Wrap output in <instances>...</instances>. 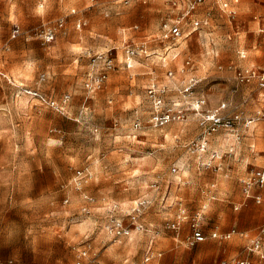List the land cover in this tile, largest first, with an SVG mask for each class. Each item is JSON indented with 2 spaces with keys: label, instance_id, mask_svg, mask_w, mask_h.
<instances>
[{
  "label": "rangeland",
  "instance_id": "obj_1",
  "mask_svg": "<svg viewBox=\"0 0 264 264\" xmlns=\"http://www.w3.org/2000/svg\"><path fill=\"white\" fill-rule=\"evenodd\" d=\"M172 1L47 0L42 8V0H0V262L264 264L249 251L264 226V203L244 192V182L264 168V90L234 88L235 67L264 66V37L255 22L264 18V0H229L234 18L207 0L198 15L210 12V25L193 32L175 61L160 38L162 25L178 15ZM60 19L65 30L45 43L43 25ZM16 24L20 35L13 38ZM144 42L148 53L149 46L157 53L131 59L128 68L126 48ZM109 51L114 68L95 90L92 76ZM193 77L199 80L193 92L209 106L228 101L244 119L261 118L234 136L221 130L201 158L189 148L201 134L194 116L163 128L148 124L147 87L166 86L168 102H186L183 90ZM25 88L70 100L58 110ZM180 208L186 214L177 232L168 222ZM198 212L207 234L235 229L246 237L189 246ZM120 222L130 235L117 234ZM150 247L155 258L145 263Z\"/></svg>",
  "mask_w": 264,
  "mask_h": 264
},
{
  "label": "built area",
  "instance_id": "obj_2",
  "mask_svg": "<svg viewBox=\"0 0 264 264\" xmlns=\"http://www.w3.org/2000/svg\"><path fill=\"white\" fill-rule=\"evenodd\" d=\"M125 5H129L132 0H120ZM207 0H173L172 4L174 8L178 11V15L175 20L172 22H165L161 27L160 38L162 40H168L173 44H176L179 39L190 36L193 32L197 31L203 26L210 25V12H206L204 17L195 23H191L194 17L198 14L200 7L206 3ZM220 5L222 10H224L230 17L234 18L236 12L231 9L229 0H216ZM191 24L193 30L186 31L185 25ZM81 27V24L78 26ZM65 30V19H60L56 24H46L43 25L41 31V37L45 43H52L57 35ZM187 32V33H186ZM261 32L264 34V27L261 28ZM20 35V29L16 28L13 33V38H16ZM126 54L129 57H135L138 55H149L148 48L146 44H141L138 46H129L126 48ZM113 53L109 51L105 56H101L103 59V69L101 72L93 77V88L101 89L103 84L107 81L109 77V72L113 70ZM191 61H187V65H190ZM129 66V63H128ZM170 77L174 75V72L170 71L168 73ZM45 78V76H43ZM236 80L239 84H257L259 88H264V67H251L246 69H239L236 73ZM199 83V80L193 79L190 84L185 87L184 94L192 95L195 87ZM24 92L39 100V102L52 105L58 110L64 111L65 106L70 100V96L66 95L62 101L59 103L56 100L48 98L44 94L25 88ZM149 99L151 100V114L148 119V124L155 128H163L171 123H180L188 119V112H194L198 117V125L201 129V134L190 143L189 148L193 154H197L200 158L209 153L210 150V139L221 130L226 132L233 133L236 129L238 122L242 120V114L239 112H231L230 106L227 103H222L215 108L202 109L203 102L201 100H196L193 104H190L189 107L183 108L180 102H168L167 101V87L158 86L157 84L151 85L147 89ZM260 116L252 117L245 120V126L249 128L253 124H256L260 121ZM136 130L142 128V122L137 121L134 124ZM216 155L211 156L213 160ZM211 163H208L207 166H210ZM177 169L175 168L174 171ZM81 173H78L80 175ZM82 178H79L78 184L81 183ZM244 187V192L247 196L253 195V190L257 189L259 191L264 190V168H261L255 171L252 176L246 180ZM255 201L257 204L264 202V195L258 193L254 195ZM68 202V201H66ZM186 214V210L180 208L177 218L171 222H168V228L179 231L181 228V223L183 217ZM203 213L198 212L192 220L191 223V234L188 237V245L193 247L199 243L206 242L209 238L228 241L233 238L235 235H240L246 237V234L237 232L235 229L225 232H212L211 234H206L202 229ZM142 228V226H139ZM117 234L121 235H130V231L126 230L123 227V224L120 222L117 227ZM249 251L256 253L260 259L264 260V226L260 229L259 234L250 240ZM87 251L82 252V256L85 257ZM151 248L148 251V255L145 259V263H148L151 260ZM0 264H14L13 260H7L0 262ZM77 264H84L82 261H79ZM222 264H251L249 260H236L232 259L229 261H223Z\"/></svg>",
  "mask_w": 264,
  "mask_h": 264
},
{
  "label": "crops",
  "instance_id": "obj_3",
  "mask_svg": "<svg viewBox=\"0 0 264 264\" xmlns=\"http://www.w3.org/2000/svg\"><path fill=\"white\" fill-rule=\"evenodd\" d=\"M236 1H238V0H236ZM46 2H47V0H42V5H41V7L42 8H44V6H45V4H46ZM74 11V10H73ZM198 14H199V12H198ZM196 15L195 17H194V19L192 20V22L191 23H195V22H197V21H200L201 19H202V15L200 16V15ZM255 21V20H254ZM255 22H258L259 23V34L261 33L262 34V36L264 37V34L261 32V28H263L264 27V18H262L261 20H257V21H255ZM80 25V24H79ZM78 25V26H79ZM17 28H19L20 29V26L19 25H15ZM187 26H191L192 27V25L191 24H187ZM204 27V26H203ZM137 28V27H136ZM202 28V27H201ZM200 28V29H201ZM185 30L187 31V29L185 28ZM188 32V31H187ZM186 32V33H187ZM193 34V33H192ZM192 34L190 35V36H188V37H186V35H184V37L183 38H181V39H179L178 40V42L176 43V44H173L172 42H170V41H168V40H162L161 42L163 43V51H164V53L165 54H167L168 56L173 52V50H174V52H176V55L171 59V61H175L181 54H182V52H184L187 48H188V40L191 38V36H192ZM12 37H13V35H12ZM56 40V39H55ZM54 40V41H55ZM145 43V42H144ZM185 43V45L183 46V44ZM149 49H150V53H149V55L148 56H146V57H151L152 55H154V54H156L157 53V50H153L152 49V47H150L149 46ZM125 54V53H124ZM168 56L166 57V58H168ZM216 56H219V53H217L216 54ZM143 57L144 56H142V55H138V56H135V57H129L127 54H126V59H125V65L128 67V68H134L133 66H131V64H130V62H129V60L130 59H133V60H135L136 58H138V59H143ZM241 57L242 58H247V56L246 55H243V54H241ZM163 60V62L165 63V60L164 59H162ZM187 61H189V60H187ZM187 61L185 62L186 64H185V66L187 65ZM191 61V64L190 65H187L188 67H191V68H193L194 67V63L192 62V60H190ZM128 63H129V66H128ZM168 64H165L164 66H167ZM251 67H257V68H259V67H264V66H255V65H253V66H251ZM250 67V68H251ZM220 68H222V67H220ZM240 69H246L245 67H239ZM103 69V68H102ZM235 69H237V70H239L238 69V67H235ZM170 71H172V72H174L173 70H171V69H169L168 70V73L170 72ZM235 74H236V70H235ZM170 76L168 75V78H169ZM196 77H193L192 78V80L193 79H195ZM201 80V79H200ZM234 80H235V83H234V88H235V91L236 90H238L241 86H245L246 84H239L238 82H237V80H236V76H234ZM153 85V84H152ZM250 85H254V86H256V87H258L259 88V86L257 85V84H255V83H253V84H247L246 86H250ZM151 86V85H150ZM150 86H148L147 88H149ZM259 89H263L264 90V88H259ZM177 98H179V97H176V99L175 100H180L181 101V99H177ZM188 101H186V102H180V104H182V106H183V108H186V107H189V105L190 104H193L196 100H201L202 102H203V104H202V109H208V108H215V107H217V106H219L220 104H222V103H227L229 106H230V104H229V102L228 101H224V102H221V103H219L218 105H216V106H209L208 105V100H207V98L203 95V94H197V93H195V92H193V94L192 95H188ZM175 100H173L174 102H175ZM172 101V102H173ZM151 110H152V106H150V111H149V116L148 117H150V114H151ZM188 115H192V116H194L195 117V119L197 120L198 119V117L195 115V113L194 112H188ZM256 115H263V110H260V111H258L257 113H256ZM245 120L246 119H244L243 117H242V120L240 121V122H238L237 123V125H236V129H235V131L233 132V133H231V132H226V133H229V134H233L232 136H234V135H236V134H238L239 133V127L240 126H245ZM243 123V124H242ZM257 124L258 123H256V124H253L252 126H250L249 127V129H253V128H255L256 126H257ZM246 127V126H245ZM247 128V127H246ZM214 138H215V136H214ZM237 138V140H239V138L238 137H236ZM212 142V141H211ZM211 142H210V144H211ZM258 193H262L263 195H264V190H262V191H259V190H257V189H254L253 190V195H251V196H248L249 198H251V199H253L254 201H255V197H254V195H256V194H258ZM256 202V201H255ZM264 203V202H263ZM262 204V203H261ZM236 209H238V207H236ZM214 231V230H213ZM178 232V231H177ZM205 232V231H204ZM206 233V232H205ZM212 232H210V233H208V234H211ZM207 234V233H206ZM151 249H152V247H150ZM149 248V249H150ZM149 251V250H148ZM147 255H148V252H147ZM151 256H152V258H155V256L154 255H152V253H151ZM151 258V259H152ZM245 260H249V259H245Z\"/></svg>",
  "mask_w": 264,
  "mask_h": 264
},
{
  "label": "bare ground",
  "instance_id": "obj_4",
  "mask_svg": "<svg viewBox=\"0 0 264 264\" xmlns=\"http://www.w3.org/2000/svg\"><path fill=\"white\" fill-rule=\"evenodd\" d=\"M174 56H175V55H174ZM174 56H173V57H174ZM166 60H167V59H165V61H166ZM129 62H130L131 65L135 64L134 61L131 60V59L129 60ZM166 62H167V61H166ZM84 225H86V222L83 223V224H81V226H84Z\"/></svg>",
  "mask_w": 264,
  "mask_h": 264
}]
</instances>
